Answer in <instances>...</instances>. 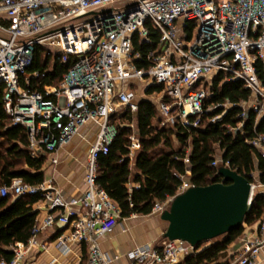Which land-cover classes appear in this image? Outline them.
<instances>
[{
    "label": "built area",
    "instance_id": "2783aa9c",
    "mask_svg": "<svg viewBox=\"0 0 264 264\" xmlns=\"http://www.w3.org/2000/svg\"><path fill=\"white\" fill-rule=\"evenodd\" d=\"M118 2L120 7H109ZM149 24L161 32L160 48L147 54L148 67H140L136 59L143 54L135 52L133 36L139 31L150 41ZM39 51L59 52L72 65L63 76L33 88L27 70ZM41 74L45 72L34 73ZM219 74L222 82L239 79L251 90L236 129L244 127L251 110L258 123L264 117V0H0V101L14 124L28 127L32 154L59 163L60 148L82 127H99L81 195L65 197L55 178L36 184L16 178L11 185H0V196L39 194L48 209L44 218L37 217L31 238L9 245L13 257L0 264H27L41 243L40 234L50 227H60L57 244L62 251L85 242L87 264H111L118 255L103 249L100 237L116 228L121 208L98 183L97 173L99 156L109 152L117 133L112 115L122 108L139 109L134 86L139 83L145 94L162 87L150 94L158 99L162 125L200 127L206 116L216 122L235 104L229 98L211 101ZM218 109L221 113L210 115ZM130 138L126 161L134 165L142 141L137 129ZM250 142L264 153V131ZM220 163L222 157L214 162ZM183 178L177 195L194 185L189 171ZM252 183L255 193L259 183ZM175 197L157 201L153 212L169 209ZM263 247L264 214L228 264H256ZM194 249L187 240L167 238L161 246L132 247L127 264H178Z\"/></svg>",
    "mask_w": 264,
    "mask_h": 264
},
{
    "label": "trees",
    "instance_id": "16d2710c",
    "mask_svg": "<svg viewBox=\"0 0 264 264\" xmlns=\"http://www.w3.org/2000/svg\"><path fill=\"white\" fill-rule=\"evenodd\" d=\"M149 26L150 41L139 31L133 36L135 52L143 54L141 59H136L140 67H148L147 54L152 51L158 53L160 48L161 32ZM71 65L72 61L64 62L59 52L45 54L39 51L27 74L31 75L33 88H37L63 76ZM36 71H44L45 74L36 77ZM222 79V74L216 77L211 101L229 98L235 104L216 122L206 116L200 127L185 126L179 122L162 125L159 103L150 95L160 91L161 86L151 87L148 95L140 98L137 111L122 108L112 115L117 133L109 152L99 156L97 181L119 203L122 217L152 213L157 201L177 195L183 176L188 171L194 185L221 181L223 178L218 174L219 169L226 162L252 182L264 184V153L250 142L264 131V117L257 123L256 113L251 110L244 127L236 129L239 122L244 120L242 102L250 98L251 90L242 80L222 82ZM22 82L27 86L24 79ZM220 111L218 109L210 115L219 114ZM135 129L142 147L137 163L130 165L126 157L131 148L130 136ZM29 144L28 127L21 123L14 124L12 115L0 101V185H11L16 178L33 184L46 180L48 159L33 155ZM219 156L223 158V163L214 164ZM132 182L138 186L132 187ZM40 199L39 194H23L15 198L13 194L0 196V260L13 257L9 245L19 240L28 241L33 235L36 219L40 215V210L35 209L34 204ZM263 214L264 193L256 189L243 225L204 241L178 264H228L235 256L229 253L230 244L244 232L246 223L257 221ZM166 239L157 245H163ZM83 243L81 264H87L89 247Z\"/></svg>",
    "mask_w": 264,
    "mask_h": 264
},
{
    "label": "crops",
    "instance_id": "0c3cea01",
    "mask_svg": "<svg viewBox=\"0 0 264 264\" xmlns=\"http://www.w3.org/2000/svg\"><path fill=\"white\" fill-rule=\"evenodd\" d=\"M98 126L88 123L81 128L75 137L62 146L59 150L60 162L48 160L45 175L46 179L55 178L65 197L78 196L85 192L87 183L85 179L88 153L91 145L97 138ZM221 157V156H219ZM50 172L47 175V172ZM131 186H138L132 182ZM257 190L264 193V184L259 183ZM13 197H17L13 195ZM40 210V217L48 214L47 201L40 199L34 204ZM86 210V207H81ZM260 219L253 223H246L244 232L235 239L229 247L230 255H237L245 241L255 234L259 227ZM169 222L162 217V213L133 214L129 217H120L116 228L100 237V243L106 251L118 255L111 264H127V252L135 246L143 244L157 245V238H165V231ZM60 227H50L40 234L39 238L45 242L43 246H36L27 257V264H81L84 255V243H72L67 252L58 247ZM234 256V257H235ZM232 257L231 260L234 258ZM256 264H264V247Z\"/></svg>",
    "mask_w": 264,
    "mask_h": 264
},
{
    "label": "water",
    "instance_id": "95a60500",
    "mask_svg": "<svg viewBox=\"0 0 264 264\" xmlns=\"http://www.w3.org/2000/svg\"><path fill=\"white\" fill-rule=\"evenodd\" d=\"M218 174L221 181L192 185L176 195L162 213L169 222L166 238L184 239L196 248L245 223L254 198L252 181L229 165H222Z\"/></svg>",
    "mask_w": 264,
    "mask_h": 264
},
{
    "label": "rangeland",
    "instance_id": "374dc122",
    "mask_svg": "<svg viewBox=\"0 0 264 264\" xmlns=\"http://www.w3.org/2000/svg\"><path fill=\"white\" fill-rule=\"evenodd\" d=\"M122 5L121 2H118V3H115V4H112L110 5L109 7H120ZM96 13H90L89 16H92V15H95ZM134 86L137 88V91H138V98H143V97H146L147 94H145L143 92V87H140L139 83H134ZM135 88V89H136ZM157 99V98H155ZM158 100V99H157ZM98 126V125H97ZM47 165V164H46ZM50 172L48 171L47 172V175H49ZM158 213V212H157ZM164 240V238H157V241L156 242H162Z\"/></svg>",
    "mask_w": 264,
    "mask_h": 264
}]
</instances>
